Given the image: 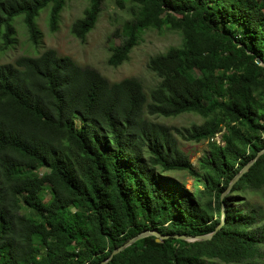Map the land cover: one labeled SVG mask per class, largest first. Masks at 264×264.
<instances>
[{
    "label": "trees",
    "instance_id": "1",
    "mask_svg": "<svg viewBox=\"0 0 264 264\" xmlns=\"http://www.w3.org/2000/svg\"><path fill=\"white\" fill-rule=\"evenodd\" d=\"M68 1L0 0L1 48L19 16L38 45L40 11L49 6L54 32ZM116 3L129 18L108 46L110 66L148 29L181 37L149 57L158 82L148 93L135 77L109 81L53 48L0 64V264H263L264 224L240 196L264 190V152L222 193L264 148V0ZM101 4L87 0L70 26L76 38L94 28ZM184 113L202 121L150 119ZM181 140L206 142L197 168ZM170 171L191 175L196 189ZM146 230L169 237L146 236L103 262Z\"/></svg>",
    "mask_w": 264,
    "mask_h": 264
},
{
    "label": "rangeland",
    "instance_id": "2",
    "mask_svg": "<svg viewBox=\"0 0 264 264\" xmlns=\"http://www.w3.org/2000/svg\"><path fill=\"white\" fill-rule=\"evenodd\" d=\"M87 5V0H70L61 12L56 31L51 32L48 26L49 6L42 9L36 18L40 33V42L33 45L28 39V34L20 16L15 17L14 42L7 48L0 46V64L12 62L20 55L35 56L47 48H53L60 56H69L82 67H93L97 69L109 81H118L126 77L139 79L146 93L158 82L157 76L147 68L149 57L164 52L172 45H179L180 35L175 31L148 29L142 33L136 46L133 47L127 61L119 66L113 67L107 64L109 54L108 46L120 43L122 26L129 18L126 8L120 7L116 0H102L101 11L94 28L87 34L84 41L79 40L70 32V26L74 20L81 17ZM127 2H125V6ZM150 119L178 128L200 123L201 117L193 113H184L176 117L165 118L163 116H151ZM76 124L79 121L76 120ZM220 141V133L216 134ZM182 148L188 152L190 161L194 168L198 167V161L207 151L205 141L188 142L181 140ZM170 177L180 181L187 189H196L194 179L191 175L181 171L167 172ZM240 197L247 198L250 205L257 210L260 224H264V190L248 192ZM43 200L49 198V193L42 196ZM263 261L264 258L260 259Z\"/></svg>",
    "mask_w": 264,
    "mask_h": 264
},
{
    "label": "water",
    "instance_id": "3",
    "mask_svg": "<svg viewBox=\"0 0 264 264\" xmlns=\"http://www.w3.org/2000/svg\"><path fill=\"white\" fill-rule=\"evenodd\" d=\"M264 152V148H262L261 150H259L256 155L243 167L241 168V170L235 175V177L231 180V182L229 183L228 187L226 188V190L222 193V195H224L232 186V184L244 173L248 170V168L255 162V160ZM224 219V210H223V206H222V219L221 222L219 223V225L217 226V229L224 223L223 221ZM214 232H211L209 234H204V235H196V236H190V235H175L178 238L184 239L186 241L189 242H193V241H197V240H204V239H209L212 234ZM149 235H153L155 237V240L157 242H161L163 239L169 237V235H162L159 232L155 231V230H146V231H142L140 233H138L137 235L129 238L125 243H123L122 245H120L119 247H117L116 249L112 250L110 256L104 260L103 262H106L107 260H109L112 255L120 252L121 250L125 249L126 247L130 246L131 244H133L134 242H136L137 240L144 238L146 236Z\"/></svg>",
    "mask_w": 264,
    "mask_h": 264
}]
</instances>
